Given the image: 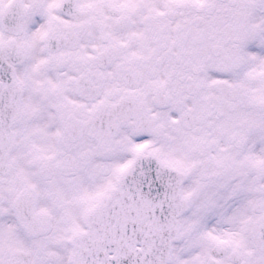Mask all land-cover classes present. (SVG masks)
I'll list each match as a JSON object with an SVG mask.
<instances>
[{
  "label": "snow or ice",
  "instance_id": "1",
  "mask_svg": "<svg viewBox=\"0 0 264 264\" xmlns=\"http://www.w3.org/2000/svg\"><path fill=\"white\" fill-rule=\"evenodd\" d=\"M0 264H264V0H0Z\"/></svg>",
  "mask_w": 264,
  "mask_h": 264
}]
</instances>
